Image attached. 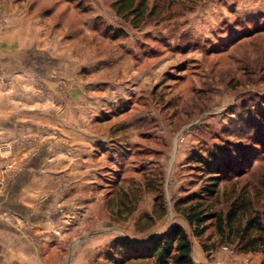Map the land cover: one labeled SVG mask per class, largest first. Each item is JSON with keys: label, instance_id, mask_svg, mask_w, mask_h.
Wrapping results in <instances>:
<instances>
[{"label": "rangeland", "instance_id": "374dc122", "mask_svg": "<svg viewBox=\"0 0 264 264\" xmlns=\"http://www.w3.org/2000/svg\"><path fill=\"white\" fill-rule=\"evenodd\" d=\"M9 1L0 0V31L26 18L11 17ZM113 2L25 0L17 5L21 12L33 8L28 14L34 22L36 12L46 11L44 22L58 27L52 51L64 61L34 78L33 105L9 100V106L53 113L55 135L49 142L54 151H69L70 136L107 137L106 148L90 153L96 165L87 176L93 187L86 196L98 202L89 205L82 223L71 224L85 225L86 235L73 234L65 255L41 250L37 262L74 264L80 257L85 264H123L117 256L129 254L124 245L147 241L179 223L193 241L197 264H261L262 253L222 243L215 222L203 239L196 238L175 203L208 181L206 169L192 157L221 151L228 158L234 153L247 158L236 167L237 177L223 181L216 209L226 211L242 188L256 208L264 207V118L255 119L264 117V0H151L155 15L138 29L117 17ZM89 23L95 30L81 26ZM6 45L0 41V72H8V60L16 61L14 52L22 55ZM21 230L36 232L34 225ZM95 237L97 246H91ZM81 243L89 246L88 255L74 251Z\"/></svg>", "mask_w": 264, "mask_h": 264}, {"label": "crops", "instance_id": "0c3cea01", "mask_svg": "<svg viewBox=\"0 0 264 264\" xmlns=\"http://www.w3.org/2000/svg\"><path fill=\"white\" fill-rule=\"evenodd\" d=\"M23 1H9L13 11L11 17L24 15L26 18L16 19L0 31L1 42H6L12 51L20 49L22 52V55L14 52L16 61H13L14 55L5 53L6 57L12 58L6 62L11 63L12 68L8 72H0V264H39L41 250L46 254L58 249L65 255L70 249L69 239L73 234L84 232L80 237L86 235L82 220L88 216L89 205L98 202L89 201L86 196V189L93 187L88 185L87 176L89 170H94L91 166L96 165L90 161L93 160L90 153L101 152L100 149L107 147V137L88 138L87 134H81L67 137L71 145L69 151H54L49 142L50 136L54 138L55 135L53 113L40 114L37 109L23 107L14 110L9 106V100L16 106L23 103L33 105L30 90H33L34 78L44 76L52 63L64 61L52 51L58 27L44 22V9L35 13L34 22L28 14L33 8L26 9V12L17 8ZM81 26L91 32L96 25ZM41 65H46V68H41ZM3 79L10 83H4ZM95 170L99 172L97 167ZM7 215L16 220L9 222ZM78 221L80 225L72 227L71 224ZM23 225H34L36 232L22 231ZM35 237H41V243L37 244ZM97 242L95 237L90 245L97 246ZM88 247L81 243L74 251L85 256L89 254ZM83 261L78 257L74 264H85Z\"/></svg>", "mask_w": 264, "mask_h": 264}, {"label": "trees", "instance_id": "16d2710c", "mask_svg": "<svg viewBox=\"0 0 264 264\" xmlns=\"http://www.w3.org/2000/svg\"><path fill=\"white\" fill-rule=\"evenodd\" d=\"M175 1L181 0H169L170 3ZM156 7V4L151 5V0H114L112 4L117 17L137 29L155 15ZM255 117L261 121L264 118L262 114L258 115L259 119ZM224 155L221 151H215L209 157H192L194 161L200 162L198 167L201 170L206 169L208 181L198 192L180 198L175 203V208L196 238L203 239L209 225L215 222L222 243L234 244L243 253L264 255V207L256 208L254 199L242 188L226 211L216 209L222 195L223 181L237 177L239 172L236 167L244 164V159L247 158L246 154L241 153H234V158ZM238 186L239 183L235 182L234 191ZM202 246L207 252L211 250L205 243ZM124 247L129 249V254L125 257L117 256L123 264L135 259H154L158 264H167L170 260L176 264H197L193 257V241L187 229L179 223L147 241L128 243ZM261 264H264V260Z\"/></svg>", "mask_w": 264, "mask_h": 264}]
</instances>
